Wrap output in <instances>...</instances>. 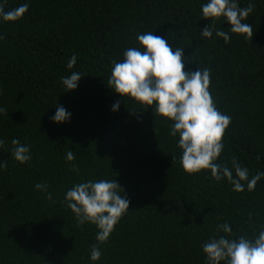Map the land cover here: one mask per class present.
Returning <instances> with one entry per match:
<instances>
[{"label":"trees","instance_id":"obj_1","mask_svg":"<svg viewBox=\"0 0 264 264\" xmlns=\"http://www.w3.org/2000/svg\"><path fill=\"white\" fill-rule=\"evenodd\" d=\"M25 0H7L5 9ZM205 0H29L15 24H0V264H92L95 226L77 227L64 192L86 180H115L129 203L96 264H205L201 244L227 222L233 238L264 226V180L235 193L210 173L187 175L176 139L152 109L120 99L106 82L112 61L154 31L184 49V71L207 68L217 109L231 117L218 163L235 159L250 176L264 172V0L245 22L252 35L227 43L200 36ZM248 0H238L246 7ZM217 28L227 25L217 21ZM83 77L65 93L60 78ZM56 104L71 113L52 122ZM30 146L32 159L11 158V140ZM71 150L72 161L65 160ZM257 156L260 157L257 160ZM47 184V199L34 190ZM252 219L249 220V214Z\"/></svg>","mask_w":264,"mask_h":264},{"label":"clouds","instance_id":"obj_2","mask_svg":"<svg viewBox=\"0 0 264 264\" xmlns=\"http://www.w3.org/2000/svg\"><path fill=\"white\" fill-rule=\"evenodd\" d=\"M7 0H0V24H15L29 9V0L14 8L5 9ZM255 7V0H248L246 7L238 6V0H205L200 5L201 18L208 26L200 31L205 39L215 37L227 43L231 35H252V26L245 20ZM221 20L227 29L215 27ZM154 31L136 34V46L127 47L122 59L112 61L106 86L120 99L111 106L116 112L125 99L141 108L152 109L156 118L167 122L168 135L176 139L180 150V166L187 175L210 173L216 182L226 181L231 191L242 193L253 191L257 183L264 180V172L257 170L250 176L246 167L233 159L231 167L218 163L223 148V138L231 123V117L220 112L209 92L210 72L207 68L184 71L186 58L184 49L173 48L168 41ZM77 57L73 54L65 65L69 74L60 78L65 93L78 87L83 75L71 71ZM52 122L60 125L67 122L71 113L56 104ZM4 109L0 108V113ZM11 158L19 164L32 159L30 146L11 140ZM0 147L4 141L0 139ZM71 150L65 160L72 161ZM260 157L257 156V160ZM6 164L0 162V171ZM34 190L43 192L47 199V184L37 183ZM63 203L74 215L77 227L94 225L96 243L90 246L89 260L92 264L100 259V245L105 244L115 225L127 213L130 201L115 180L99 179L75 183L64 192ZM249 220L252 214H249ZM217 233L201 244L205 264H264V226L252 237L240 235L233 238L227 222L216 225Z\"/></svg>","mask_w":264,"mask_h":264}]
</instances>
